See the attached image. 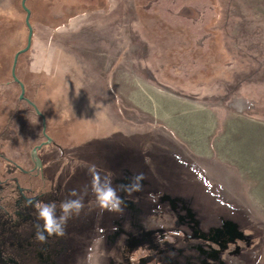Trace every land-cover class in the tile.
<instances>
[{"label":"rangeland","instance_id":"374dc122","mask_svg":"<svg viewBox=\"0 0 264 264\" xmlns=\"http://www.w3.org/2000/svg\"><path fill=\"white\" fill-rule=\"evenodd\" d=\"M20 1L0 0V128L17 111L4 155L29 167L46 133L57 204L91 165L114 186L144 175L118 190L122 213L89 190L37 262L264 264V0H26L23 99Z\"/></svg>","mask_w":264,"mask_h":264},{"label":"flooded vegetation","instance_id":"af4514ba","mask_svg":"<svg viewBox=\"0 0 264 264\" xmlns=\"http://www.w3.org/2000/svg\"><path fill=\"white\" fill-rule=\"evenodd\" d=\"M2 141L0 139V162L9 165L11 170L3 171L0 167V218L3 219L0 224V264H39L37 255L44 248L53 250L54 240L58 237H50L46 243L34 239L33 225L37 221L34 210L26 206V201H54L51 180L43 174L41 160L39 166L30 152L29 167L6 157L1 149ZM73 253L68 255L72 258Z\"/></svg>","mask_w":264,"mask_h":264},{"label":"clouds","instance_id":"9594fccd","mask_svg":"<svg viewBox=\"0 0 264 264\" xmlns=\"http://www.w3.org/2000/svg\"><path fill=\"white\" fill-rule=\"evenodd\" d=\"M88 174L91 177L90 186H86L82 192L72 190L69 194L72 198L62 200L59 204L56 201L44 202L34 199L26 201V206L34 210L37 221L33 225L35 240L46 243L50 237L64 236L68 220L73 216H78L84 209V197L89 190L93 197L91 203L99 209L122 213L126 201L118 194V190L131 195L140 192L143 188L144 175L142 173L131 176L127 183L116 186L113 185L111 173L101 175L95 165L88 167Z\"/></svg>","mask_w":264,"mask_h":264},{"label":"water","instance_id":"95a60500","mask_svg":"<svg viewBox=\"0 0 264 264\" xmlns=\"http://www.w3.org/2000/svg\"><path fill=\"white\" fill-rule=\"evenodd\" d=\"M20 6L22 7V9L25 11V17H24V22H25V25L27 27V35H26V43L25 45L18 49L14 55H13V58H12V63H11V66H10V74H11V77H12V80L14 81H17L18 84H19V87H20V92H19V98H23V93H24V87H23V84L18 80V78L16 77L15 75V64H16V60H17V57L20 53L26 51L30 45V42H31V35H32V27L29 23V15H30V10L28 9V7L25 5V0H21L20 1ZM31 105L32 102L31 101H28ZM34 106V105H33ZM34 111L36 112V114L40 115L42 117V120H43V116H42V113L34 106ZM43 136L45 137V140L44 141H41L39 144H36L34 147L31 148L30 150V155L32 158H35V161H36V164H38L40 166V159L39 157L37 156L36 154V151L37 149L40 148L41 145L47 143L49 140H50V137L46 134V133H43Z\"/></svg>","mask_w":264,"mask_h":264},{"label":"trees","instance_id":"16d2710c","mask_svg":"<svg viewBox=\"0 0 264 264\" xmlns=\"http://www.w3.org/2000/svg\"><path fill=\"white\" fill-rule=\"evenodd\" d=\"M25 2H26V0H25ZM21 8H22V7H21ZM29 16H30V15H29ZM16 112H17L16 110L12 111V112L6 117L4 123L2 124L1 131H0V139L3 140V141H7V140H9L10 137H11V134H10V126H11V123H12L13 119H14L15 116L17 115ZM3 141H2V142H3ZM165 237H166V236H165ZM162 238H164V235H159V236H157V239H158V240H161ZM146 244H148V243H146ZM134 258H135V255H134L133 259H134ZM149 258H151V257L148 256L147 259H149ZM137 263H139V261L136 262L135 264H137Z\"/></svg>","mask_w":264,"mask_h":264}]
</instances>
